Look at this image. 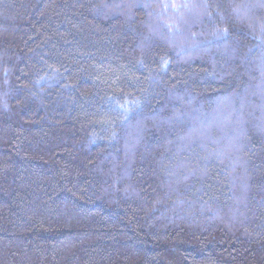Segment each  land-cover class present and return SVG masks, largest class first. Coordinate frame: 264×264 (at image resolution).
Wrapping results in <instances>:
<instances>
[{
	"label": "trees",
	"instance_id": "trees-1",
	"mask_svg": "<svg viewBox=\"0 0 264 264\" xmlns=\"http://www.w3.org/2000/svg\"><path fill=\"white\" fill-rule=\"evenodd\" d=\"M0 264H264V0H0Z\"/></svg>",
	"mask_w": 264,
	"mask_h": 264
},
{
	"label": "snow or ice",
	"instance_id": "snow-or-ice-1",
	"mask_svg": "<svg viewBox=\"0 0 264 264\" xmlns=\"http://www.w3.org/2000/svg\"><path fill=\"white\" fill-rule=\"evenodd\" d=\"M175 6V5H174Z\"/></svg>",
	"mask_w": 264,
	"mask_h": 264
}]
</instances>
